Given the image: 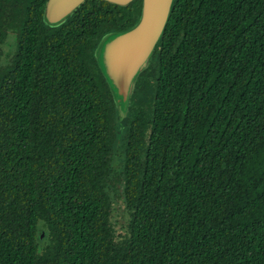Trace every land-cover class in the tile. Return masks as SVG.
<instances>
[{
    "label": "trees",
    "instance_id": "trees-1",
    "mask_svg": "<svg viewBox=\"0 0 264 264\" xmlns=\"http://www.w3.org/2000/svg\"><path fill=\"white\" fill-rule=\"evenodd\" d=\"M46 1L0 0V264H264V0H177L118 149L94 50L142 0Z\"/></svg>",
    "mask_w": 264,
    "mask_h": 264
},
{
    "label": "water",
    "instance_id": "water-1",
    "mask_svg": "<svg viewBox=\"0 0 264 264\" xmlns=\"http://www.w3.org/2000/svg\"><path fill=\"white\" fill-rule=\"evenodd\" d=\"M89 0H47L43 12V25L59 29ZM126 8L136 0H102ZM177 0H142L137 21L128 29L110 31L98 42L94 56L110 89L116 117V149L122 148L127 136L124 122L131 117L133 97L141 76L155 61ZM1 47V46H0ZM47 236L43 225L38 241Z\"/></svg>",
    "mask_w": 264,
    "mask_h": 264
},
{
    "label": "rangeland",
    "instance_id": "rangeland-1",
    "mask_svg": "<svg viewBox=\"0 0 264 264\" xmlns=\"http://www.w3.org/2000/svg\"><path fill=\"white\" fill-rule=\"evenodd\" d=\"M13 37L11 36L7 40V45L4 46V49L6 51H12V47L10 46L13 44ZM122 155L120 153L116 152L115 153V165L119 167L120 161H121ZM114 205H115V212H114V219L113 222L116 226V230L119 231L120 233L124 234L126 232V223H127V212L125 210V204L122 198V190L121 187L118 186L117 192H114Z\"/></svg>",
    "mask_w": 264,
    "mask_h": 264
},
{
    "label": "flooded vegetation",
    "instance_id": "flooded-vegetation-1",
    "mask_svg": "<svg viewBox=\"0 0 264 264\" xmlns=\"http://www.w3.org/2000/svg\"><path fill=\"white\" fill-rule=\"evenodd\" d=\"M11 37V34L8 36V38H7V40L9 39ZM7 42V41H6ZM14 45V44H13ZM0 46H2L1 44H0ZM4 48V47H3ZM2 49V47H0V50ZM5 50V49H4Z\"/></svg>",
    "mask_w": 264,
    "mask_h": 264
}]
</instances>
